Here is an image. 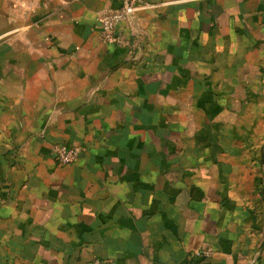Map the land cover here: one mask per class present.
<instances>
[{"label":"crops","instance_id":"0c3cea01","mask_svg":"<svg viewBox=\"0 0 264 264\" xmlns=\"http://www.w3.org/2000/svg\"><path fill=\"white\" fill-rule=\"evenodd\" d=\"M145 1L0 0V264H264V0Z\"/></svg>","mask_w":264,"mask_h":264},{"label":"built area","instance_id":"2783aa9c","mask_svg":"<svg viewBox=\"0 0 264 264\" xmlns=\"http://www.w3.org/2000/svg\"><path fill=\"white\" fill-rule=\"evenodd\" d=\"M145 0H119V6L113 9H107L97 15V31L103 42L113 43L116 40V25L129 17H132L138 10L147 7ZM52 153L56 161L60 164L73 163L79 155L77 147L56 144L52 147ZM210 254L209 249H202L193 253L191 261L187 264H203Z\"/></svg>","mask_w":264,"mask_h":264}]
</instances>
